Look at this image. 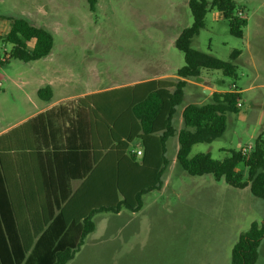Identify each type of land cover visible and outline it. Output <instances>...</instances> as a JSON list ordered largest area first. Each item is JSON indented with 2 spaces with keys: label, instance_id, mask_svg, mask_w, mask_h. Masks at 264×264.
Wrapping results in <instances>:
<instances>
[{
  "label": "rangeland",
  "instance_id": "obj_1",
  "mask_svg": "<svg viewBox=\"0 0 264 264\" xmlns=\"http://www.w3.org/2000/svg\"><path fill=\"white\" fill-rule=\"evenodd\" d=\"M188 1L98 0L92 11L87 0H0V14H37L43 19L42 27L54 37V47L47 57L31 62L11 59L0 67V129L36 111L40 107L36 102L45 105L37 88L50 81L54 82L53 101H65L95 87L126 85L164 74L165 78L177 79V69L185 64V59L174 44L179 31L193 21ZM236 1L248 17L242 38L232 35L228 21L212 10L206 15L205 27L192 40L193 48L233 61L235 76H225L220 70H203L194 79L201 83L199 87L192 83L185 87L174 126L177 130L184 127L181 111L185 105L200 99L204 103L211 101L216 88L205 81L217 83L223 93L235 89L242 105L238 104L237 112L227 114L225 134L211 143L196 144L190 157L211 153L221 160L230 155L229 150L248 145L264 133V0ZM11 46L0 39L1 56ZM234 50L241 51L236 60L231 56ZM65 77L67 84L61 83ZM203 87L211 93L204 94L199 89ZM137 144L138 141L133 143ZM177 145L176 137L169 138V164L162 177L165 191L146 194L138 213L124 208L120 213L96 214V229L82 247L85 254L78 258L80 262H186L189 253H202L206 251L204 247L210 252L224 250L222 237L234 238L236 234L229 232L239 221L248 217L263 220L264 200L248 189L217 181L212 174L190 175L179 163L172 174ZM239 169L247 173L243 164ZM208 178H214V183ZM126 250L131 251L130 255L123 258ZM95 252L100 255L97 257ZM138 252L141 259L133 255ZM90 253L96 258H84ZM257 264H264V246Z\"/></svg>",
  "mask_w": 264,
  "mask_h": 264
},
{
  "label": "trees",
  "instance_id": "obj_2",
  "mask_svg": "<svg viewBox=\"0 0 264 264\" xmlns=\"http://www.w3.org/2000/svg\"><path fill=\"white\" fill-rule=\"evenodd\" d=\"M95 11L98 0H87ZM193 21L179 33L175 46L184 54L185 64L177 69L176 80L153 79L85 95L79 99L83 106V121L92 119L93 144L95 128L99 141L98 202L89 201L90 174L76 193L88 199V208L69 211L62 203L69 192L56 199L55 209L37 214L29 211L34 222L32 240L21 224L17 210L0 164V264H66L95 231L94 217L101 212L120 213L122 209L137 212L143 206V195L163 185L162 176L169 163L167 141L178 134V163L190 175L212 174L217 180L244 188L264 200V133H260L253 150L245 155L238 149L229 150L223 160L210 153L190 157L194 145L211 143L222 137L227 129V114L237 112L238 92H213L211 101L185 106L184 127L177 133L174 116L183 102L189 79L201 76L203 70H220L225 76H235L233 61L192 47V40L205 27L206 15L217 10L228 21L232 35L242 38L248 19L240 16L235 0H189ZM10 31L3 37L12 45L9 55L0 58V67L11 59L30 62L48 56L54 47V37L47 29L31 23L24 17H9ZM34 41L33 48L29 42ZM232 52V60L240 55ZM1 91V88H0ZM40 98L49 100V86L38 91ZM43 118L40 114L36 121ZM90 121V120H89ZM138 141L137 146L133 143ZM142 147L143 155L131 152ZM246 167L245 174L239 165ZM88 169V173H89ZM87 194V196H86ZM25 213V212H24ZM30 235V233H29ZM264 239V218L254 221L242 232L233 246L230 264H255Z\"/></svg>",
  "mask_w": 264,
  "mask_h": 264
},
{
  "label": "crops",
  "instance_id": "obj_3",
  "mask_svg": "<svg viewBox=\"0 0 264 264\" xmlns=\"http://www.w3.org/2000/svg\"><path fill=\"white\" fill-rule=\"evenodd\" d=\"M218 13L223 18L222 13L219 11ZM239 13L240 16L248 19L247 14L242 7L239 9ZM23 16L35 25L41 27L44 25L42 22L43 19L40 16L37 17V14L28 12L23 13ZM9 17L12 16L9 14H0V39H3V37L11 29ZM181 31H179V33ZM178 35H176L175 41ZM29 46L30 48H33L34 41L29 42ZM10 51H6L4 56H1L0 54V58L3 59L7 54L9 55ZM87 74H89L88 71ZM164 75L163 77H156L155 79H168L165 78ZM1 78L2 76L0 74V79ZM149 80L153 79L133 80L126 83V85H132ZM187 81L189 85L190 83L195 84L198 87L201 85V83L195 81L194 79H189ZM206 82L207 81L204 83L206 84ZM53 83V81H50L49 85L46 84L40 88H37L38 91L46 86H49L51 89V98L49 100L40 98L37 92L38 97L46 102L45 105L36 102L40 106L36 109V111H33L25 117L18 119V121L15 123L3 126L0 129V164L6 179V183L16 204V208L21 212L22 216H24L20 222L27 233L25 239L29 241L33 238L32 235L35 228L34 222L28 215L29 211L37 214V218L39 219L42 211L48 212L51 209H55L56 199H59V197L68 192L70 194H68L67 199L62 203V208L66 206L69 211H81L82 209L84 210L88 208V199L86 198V200H83V194H79L78 198H75L76 193H78L84 181L86 178H88V174H90L89 201L91 205L93 202H96L97 204L100 167L97 129L95 128V140L93 144V122L91 118H87V121L84 123V108L79 103V99L85 95L126 86L120 85L108 88L95 87L82 94L72 96L65 101H53ZM61 83H68L66 77L63 78ZM213 84L216 86V92H222V90L218 88L217 83L214 82ZM1 85L2 82L0 80V88H2ZM199 89H201L200 91H203L205 88L203 87ZM195 103L202 104L204 103V100L200 99ZM185 106L181 111V117ZM40 114H43V118H41L39 121H36V118ZM181 129L182 127L179 130L176 129L177 133ZM174 137H176L178 141V134H176ZM178 149L179 142L176 147L175 166L173 167L174 171L172 174L176 171L178 166ZM88 169L90 170L89 173ZM172 174L170 175L171 177ZM205 175H200L198 177H205ZM208 179H210L208 181L214 183V181H212L214 178ZM163 188L164 184L160 189H154L150 192L158 190L164 192L165 188ZM245 189L250 191L249 186L243 188V190ZM146 194L143 195V198ZM143 206L139 211L131 212L133 214L138 213L143 209ZM254 221H257L255 217H248L247 220L239 221L229 232V234H236L234 238L223 236L222 240L224 239L225 243L223 246L225 247L224 250L218 249V251L210 252L207 250V247H204L207 252L203 251L202 253H189L191 256L189 257L190 259L188 261L183 262L178 260V263L176 262L175 264H230L234 244L238 240L240 234L246 231ZM92 233L86 237L84 244L78 251L75 252L73 258L66 264H93V262L88 263L87 261L80 262L78 259L81 255L85 254V251H83L82 247H85L86 241L89 236L92 235ZM204 238L208 239L209 237ZM263 243L264 239L260 244L259 258L255 264L260 261L262 248L264 246ZM129 252H127V250L124 251L122 253L123 258H126L125 256H129ZM95 253L97 257L100 255L98 252ZM88 255L84 258L88 260L96 258L93 256L95 255L94 253H90ZM133 255L136 258H142V254L140 252L133 253ZM133 260L134 261L130 260L126 264H134L135 261H137V259ZM140 264H146V262L144 261Z\"/></svg>",
  "mask_w": 264,
  "mask_h": 264
},
{
  "label": "built area",
  "instance_id": "obj_4",
  "mask_svg": "<svg viewBox=\"0 0 264 264\" xmlns=\"http://www.w3.org/2000/svg\"><path fill=\"white\" fill-rule=\"evenodd\" d=\"M235 87V85H233ZM227 92H235V89H228ZM240 106L242 105L241 103H238ZM239 149L241 152L245 155H248L252 152L253 150V144L249 143L248 145H240ZM131 152L136 154L138 157L143 155V149L141 147H132Z\"/></svg>",
  "mask_w": 264,
  "mask_h": 264
},
{
  "label": "water",
  "instance_id": "obj_5",
  "mask_svg": "<svg viewBox=\"0 0 264 264\" xmlns=\"http://www.w3.org/2000/svg\"><path fill=\"white\" fill-rule=\"evenodd\" d=\"M207 85L211 86V87H216L213 83H210V82H206ZM204 94H209L211 93V90L210 89H204L203 90Z\"/></svg>",
  "mask_w": 264,
  "mask_h": 264
}]
</instances>
